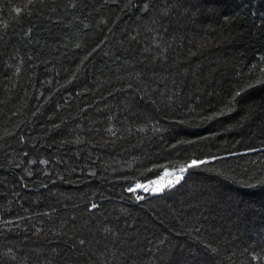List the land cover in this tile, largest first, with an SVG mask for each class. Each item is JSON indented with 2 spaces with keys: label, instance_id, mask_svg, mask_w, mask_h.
<instances>
[{
  "label": "trees",
  "instance_id": "obj_1",
  "mask_svg": "<svg viewBox=\"0 0 264 264\" xmlns=\"http://www.w3.org/2000/svg\"><path fill=\"white\" fill-rule=\"evenodd\" d=\"M0 264H264V0H0Z\"/></svg>",
  "mask_w": 264,
  "mask_h": 264
},
{
  "label": "built area",
  "instance_id": "obj_2",
  "mask_svg": "<svg viewBox=\"0 0 264 264\" xmlns=\"http://www.w3.org/2000/svg\"><path fill=\"white\" fill-rule=\"evenodd\" d=\"M180 169L181 168L175 169V172L177 173L175 177V183L169 184L170 179L164 177L166 175L165 171L161 176L151 181H138L136 183H133L132 185L128 186L125 191L127 194H132L134 199L137 201L141 200L138 199V197L148 198L162 195L167 189L176 186L181 181L183 172H181ZM137 185H141L142 187H137ZM130 189H135V191H130Z\"/></svg>",
  "mask_w": 264,
  "mask_h": 264
},
{
  "label": "rangeland",
  "instance_id": "obj_3",
  "mask_svg": "<svg viewBox=\"0 0 264 264\" xmlns=\"http://www.w3.org/2000/svg\"><path fill=\"white\" fill-rule=\"evenodd\" d=\"M166 175L164 176V177H167V178H169L170 179V182H169V184L170 183H175V177H176V175H177V173L175 172V170H172V169H170V170H166ZM164 173V174H165ZM149 181H151V180H149ZM132 185V184H131Z\"/></svg>",
  "mask_w": 264,
  "mask_h": 264
},
{
  "label": "snow or ice",
  "instance_id": "obj_4",
  "mask_svg": "<svg viewBox=\"0 0 264 264\" xmlns=\"http://www.w3.org/2000/svg\"><path fill=\"white\" fill-rule=\"evenodd\" d=\"M17 11L19 12V9H18ZM238 95H239V93H238ZM199 163H203V161H201V162H199ZM197 164H198L197 161H193V162L189 165V167H192V166L197 165ZM180 171H181V172H184V171H186V169H185V168H181ZM177 182H178V181H177ZM153 183H154V182H153ZM137 187H142V186H141V185H137ZM130 191H135V189H130ZM138 199H143V197H138Z\"/></svg>",
  "mask_w": 264,
  "mask_h": 264
},
{
  "label": "clouds",
  "instance_id": "obj_5",
  "mask_svg": "<svg viewBox=\"0 0 264 264\" xmlns=\"http://www.w3.org/2000/svg\"><path fill=\"white\" fill-rule=\"evenodd\" d=\"M126 192V191H125ZM148 198H150V197H148Z\"/></svg>",
  "mask_w": 264,
  "mask_h": 264
}]
</instances>
